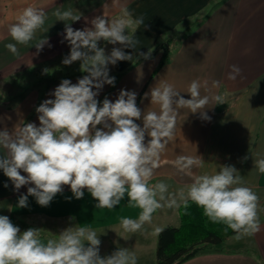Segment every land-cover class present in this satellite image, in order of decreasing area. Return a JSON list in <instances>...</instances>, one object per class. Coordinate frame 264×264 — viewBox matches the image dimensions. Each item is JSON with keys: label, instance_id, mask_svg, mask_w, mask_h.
<instances>
[{"label": "crops", "instance_id": "obj_1", "mask_svg": "<svg viewBox=\"0 0 264 264\" xmlns=\"http://www.w3.org/2000/svg\"><path fill=\"white\" fill-rule=\"evenodd\" d=\"M118 4L128 7L134 16L144 17L146 27L141 26L136 32L140 41L137 50L152 49L151 59L144 60L136 50L125 49L133 52V60L109 65L115 84L103 86L97 97L101 103L105 97L114 102L123 89L137 93V106L142 110H158L150 104V98L143 99V94L161 80L171 83L185 99L191 98L187 89L193 80L202 85L207 82L206 87H201V96L224 97L223 104H208L205 111L209 120L199 112L179 110L175 136L162 154L151 182L162 180L170 185V191L191 183L192 177L180 173L174 161L179 155L201 156L203 166L194 168L193 174L214 173L220 165L235 166L244 185L260 197L262 209L264 174L258 172L254 162L264 158V0H0V129L15 131L29 122L39 126L35 109L44 100L54 99L51 93L63 79L76 83L85 75L80 72L55 76V68L50 66L60 62L57 72L71 70V65L62 63L70 46L63 40L64 22L57 21L54 11L71 8L74 14H82L81 20L72 24L73 28L82 29L86 26L85 17L90 20L102 14L109 20L116 18ZM28 6L43 8L47 20L29 45H17L20 54L15 56L5 47L15 43L9 35V25ZM44 37L51 47L45 45L37 53L34 45ZM164 45L169 58L158 68L162 56L158 50ZM101 46L107 53L113 47L103 41ZM233 65L241 69L234 80L228 78ZM23 77L51 80L46 86L31 81L24 87ZM33 186L25 185L16 191L0 169V215L9 216L21 231L41 228L44 238H55L56 233L69 226L70 217H75L73 223L89 225L102 234V256L117 247H127L135 252L137 264H155V227H176L179 220L177 209L165 208L155 213L152 223L141 232L125 233L120 227L122 218L136 219L140 211L129 205L127 197L113 209H102L95 207L96 202L86 189L78 200L67 185L47 207L28 196V207L17 208L19 196L27 195V188ZM259 215V233L241 239L228 237L221 253L200 255L183 264H264V212Z\"/></svg>", "mask_w": 264, "mask_h": 264}, {"label": "clouds", "instance_id": "obj_2", "mask_svg": "<svg viewBox=\"0 0 264 264\" xmlns=\"http://www.w3.org/2000/svg\"><path fill=\"white\" fill-rule=\"evenodd\" d=\"M118 7L119 15L111 20L102 14L90 20L85 17L82 29L72 27L82 14H74L71 8L54 11L57 21L64 22L63 40L70 46L62 63L70 66L79 61V70L85 75L76 83L63 79L51 93L54 99L44 100L35 109L39 126L29 122L15 131L0 129V169L16 191L34 185L27 188V195L19 196L16 207H28V196L47 207L67 185L78 200L86 189L97 208L113 209L127 197L129 205L140 211L136 219L122 218L120 227L125 233L141 232L152 223L154 214L165 208L183 207L187 213L190 203L201 208L209 221L225 225V231L231 229L235 239L259 233L260 197L244 185L235 166L220 165L214 173L193 174L194 168L203 166L202 157L179 155L174 165L180 173L192 177L191 183L170 191V185L162 180L151 182L162 154L175 136L179 110L199 112L209 120L205 110L210 101L223 104L222 95L201 96V87H206L207 82L202 85L193 80L187 89L191 98L185 99L171 83L161 80L143 94V99L150 98V104L158 110L138 107L135 91L122 89L114 102L107 97L102 103L97 99L105 84H115L109 65L133 60V52L125 49L136 50L144 60L151 59L152 49L137 50L140 41L136 32L146 27L144 17L134 16L123 4ZM46 20L43 8L25 7L16 22L9 25V35L15 43L5 47L19 56L17 45H29ZM102 41L113 45L110 53L101 46ZM45 45L51 47L47 37L37 40V53ZM48 71L44 69V73ZM240 72L233 65L228 78L234 80ZM247 159L248 156L243 158ZM254 164L264 174V158ZM74 220L70 217L69 226L55 238H44L41 228L21 231L9 216L0 215V264H137L135 252L127 247H117L102 256V234ZM162 231L157 226L154 234Z\"/></svg>", "mask_w": 264, "mask_h": 264}, {"label": "trees", "instance_id": "obj_3", "mask_svg": "<svg viewBox=\"0 0 264 264\" xmlns=\"http://www.w3.org/2000/svg\"><path fill=\"white\" fill-rule=\"evenodd\" d=\"M162 51L158 68L169 58L167 47ZM179 225L164 227L157 236L155 264H183L197 256L221 253L226 238L236 235L225 225L213 223L203 215V210L190 203L187 213L177 209Z\"/></svg>", "mask_w": 264, "mask_h": 264}, {"label": "rangeland", "instance_id": "obj_4", "mask_svg": "<svg viewBox=\"0 0 264 264\" xmlns=\"http://www.w3.org/2000/svg\"><path fill=\"white\" fill-rule=\"evenodd\" d=\"M60 65H61L60 62H55V63H52V65H50V66H53L55 68V73H56L55 76H59L60 74L63 75V73H65V74H74V73H80L81 72L79 70L80 69V62H78V63L74 62L73 64H71V70H69V69H66L65 71H60L59 70V72H57L58 71L57 70L58 66H60ZM55 79H58V78H55ZM17 80H19V79H16V81ZM50 80H51V78L35 79V78H32V77H28V78L23 77L22 84H24V87H25L26 85H28V83H30L32 81V82H35V83H37L39 85L46 86L49 83ZM261 212H264V207L262 209H260V213ZM174 224H176V222ZM177 225H179V220H178V222H177V224L175 226L177 227ZM57 226L59 228H61V226H63V225L59 223V224H57ZM55 227H56V225H55ZM222 247H224V245Z\"/></svg>", "mask_w": 264, "mask_h": 264}]
</instances>
